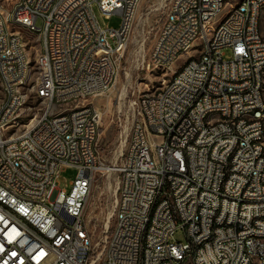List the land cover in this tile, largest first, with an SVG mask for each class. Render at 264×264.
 Returning a JSON list of instances; mask_svg holds the SVG:
<instances>
[{"label":"built area","instance_id":"built-area-1","mask_svg":"<svg viewBox=\"0 0 264 264\" xmlns=\"http://www.w3.org/2000/svg\"><path fill=\"white\" fill-rule=\"evenodd\" d=\"M139 2L0 0V199L19 206L0 210V264H264V0H152L166 11L138 67L171 63L177 82L115 97L120 148L104 163L90 98L114 89ZM94 4L120 27H100ZM99 172L116 175V204L93 243L83 209ZM177 229L186 242L171 240Z\"/></svg>","mask_w":264,"mask_h":264},{"label":"rangeland","instance_id":"rangeland-1","mask_svg":"<svg viewBox=\"0 0 264 264\" xmlns=\"http://www.w3.org/2000/svg\"><path fill=\"white\" fill-rule=\"evenodd\" d=\"M151 2L152 0H142L136 8L129 27L125 48L118 62V74L114 89L98 97L90 98L93 104L101 111L99 136L96 143L104 163L112 162L116 151L120 148L117 141V131L112 122L115 110V97L122 92L121 90L123 87L126 88V92H124L126 93L125 100L141 93L153 92L158 87L162 86L164 80L170 79L171 76L169 72L161 69L156 70L150 68V71L140 69L141 67H138L139 65L135 57L138 40L141 39L142 35L141 30L144 29L146 37L144 46L145 53H147L166 11V7L157 9L156 6L158 5L155 4V6H153ZM92 12L99 26L102 28L117 29L121 25L122 16L118 13H112L109 17H106L101 13L96 4L93 5ZM35 24L36 26H40L41 20L38 19ZM109 43L112 46L116 44V42L110 38ZM37 46L36 37L30 35V40L27 41V48H36ZM228 57L229 51L226 49L224 58ZM184 59L185 56L179 57L175 62L176 66L183 62ZM35 74L36 73L33 75ZM31 83H33V81H31ZM32 104L40 105L35 99L34 93L30 91L26 105ZM30 115L31 113L23 117V125ZM108 173L109 172H99L95 174L83 209L85 224L92 237L93 243H96L103 237L106 228L108 229V234H110L114 225L113 212L116 204L114 192L116 187V175ZM75 174V168H65L59 174L58 185L65 189H69L70 181L73 180ZM109 212L112 213V216L108 221L107 217ZM171 240L174 242H186L187 238L183 230L177 229Z\"/></svg>","mask_w":264,"mask_h":264},{"label":"bare ground","instance_id":"bare-ground-1","mask_svg":"<svg viewBox=\"0 0 264 264\" xmlns=\"http://www.w3.org/2000/svg\"><path fill=\"white\" fill-rule=\"evenodd\" d=\"M141 1L142 0H140V2ZM140 2L138 3V5L140 4ZM162 4H163V2H162ZM135 11H136V9H135ZM135 11H134V13H135ZM133 16H134V14H133ZM260 17H264V3L261 4V7H260ZM141 31H142L141 39L138 40L136 53H135L136 59H138V57L140 55L145 53L144 29H142ZM34 36L36 37V40L38 43V46L35 49H42L43 48V35H34ZM123 48H125V47H122V49ZM150 68L156 69V64H149V69ZM159 69L166 71V72H169L171 74L170 79L165 80V86H174V84L177 82L176 68H174L171 63H163L159 66ZM261 72H264V57H262V60H261ZM0 89H4V80H0ZM121 91L122 92H120V96L125 97L126 93H124V92H126V88L123 87V89ZM100 113H101V111H100ZM213 117H215V110L214 109H207L204 113V121H212ZM95 154H96V147H89L88 149L84 150V158L94 157ZM14 155H24V148H14ZM181 155H183V158H190V147H181ZM108 174H111V172H109ZM10 209H11V213H19V206H11V200L0 199V210H10ZM111 216H112V213L109 212L108 217H107L108 221L111 218ZM108 221H107V223H108ZM32 238H39V231H32ZM188 255H195V247H188Z\"/></svg>","mask_w":264,"mask_h":264}]
</instances>
